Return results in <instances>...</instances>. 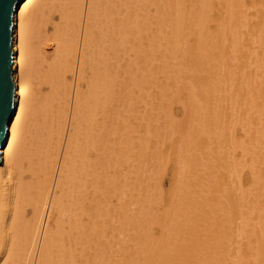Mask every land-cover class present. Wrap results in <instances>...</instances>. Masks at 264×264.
Segmentation results:
<instances>
[{
  "label": "bare ground",
  "instance_id": "bare-ground-1",
  "mask_svg": "<svg viewBox=\"0 0 264 264\" xmlns=\"http://www.w3.org/2000/svg\"><path fill=\"white\" fill-rule=\"evenodd\" d=\"M184 1L22 0L18 4L13 17L12 34L15 113L8 123L5 144L0 149V264H84L85 249L89 248L90 244L95 247V252H99L101 247L107 252L100 251L101 256L110 252L114 241L110 240L109 245L106 244L107 241L103 242L110 228L104 227L107 223L105 218L103 221L100 219L105 213L108 215L111 212L110 208L108 211L106 209L111 204L112 195L120 192L118 195L121 197L127 196L128 199L136 197L138 205L142 203L144 195L142 188L137 195L133 190H128L127 193L124 191L126 187H131L127 185L125 167L131 166L137 189L138 184L141 187L145 182L144 167H141L142 158L135 161L129 156L131 136L128 120L120 121V119L143 117L139 106L150 97L148 94L150 88L156 87L158 90L162 88V83L160 84L159 81L162 73V77L167 73L171 80L180 79L179 72L176 73L179 77L168 73V66L172 63L169 57L172 55L175 58L183 56V62L189 67V70H185L188 69L185 68L186 64H184L185 69L182 63H180L182 65L179 62L177 64L184 69L182 74L185 71L188 73L186 78L189 84H183L182 91L191 88L189 92L193 91V95L188 91L185 93L193 96L195 101L197 100V103L194 101L196 104L203 105L200 108V115L197 116L199 119L204 118L203 123L207 132L201 133L205 135L204 139L201 138L196 142L197 144H194V160L190 162L198 165L197 157L200 156L198 152L201 151L200 149L208 153L209 139V142L217 141L228 134L226 121L232 116L233 109L230 106L232 104L235 106V101H238L235 100L236 92L245 94L240 100L241 107L245 109V118H256L255 136L258 142L264 144V120H262L264 119V84L257 81L258 76L255 77L258 71L256 70L252 78L251 66L247 67L250 61L248 62L244 49H241V55L235 56L234 52L231 50L229 52L227 48L231 44L226 45L214 34V37H211L213 39L210 38L208 43L209 38H204L200 34L206 26L203 28L202 25L214 21L219 23L218 25L215 22V25L220 26L218 28L221 30L216 27L215 29L219 34L221 31V36L222 32H225L224 36L227 34L226 29L230 27H226L234 20L238 21V26L242 25L243 2L226 0L222 3L223 0H220L219 4H216L219 0H214L215 3L210 2L212 0H197L199 2L195 5L198 4L203 8L197 6L200 12H195V9H192L194 5L189 3L191 5L188 7V2L185 4ZM149 4L157 6L156 17H149L145 9ZM213 4H216V10L219 5L223 12L217 11L219 14L216 16L212 10V12L207 10L209 7L213 8ZM259 5L264 14V0ZM186 8L192 10L187 12ZM163 22L169 24L173 22L170 27L175 34L174 37L173 33L169 36V27L167 34L163 33L165 31L164 28L162 29ZM234 23L233 26L236 24ZM151 24L159 25L152 34L149 33ZM191 25H196L193 28L201 25L200 28L202 27L203 30L199 32L197 27L195 33V29H189ZM206 30L208 29L205 28V32ZM188 31H190L189 36L196 38L193 39L194 45L183 44L184 41L189 42L186 35L184 40L181 37ZM208 32L210 31H207V34ZM163 34L169 37L165 35L163 37ZM207 34L205 35L208 37L213 36ZM235 34L232 36L234 37ZM251 35H247L248 38L252 37ZM225 37L222 39H226ZM188 38L192 40V37ZM162 40H166L167 45ZM161 44L166 45L163 49L165 51L161 49L164 47ZM182 50L183 55L177 56ZM166 51H171L169 57L165 54ZM168 52L166 53L169 54ZM168 61H171L169 65H167ZM148 62L151 65L150 70L146 69ZM183 76L182 83L185 78ZM171 80L169 79L168 82ZM168 82H163V85L170 83ZM180 82L175 80L174 87ZM244 86H247L246 90ZM168 89L165 90L170 92L171 89ZM180 89L178 88L179 94L182 96L184 91L180 93ZM171 94L169 98L173 96L172 100L176 101L177 95ZM167 97H165L167 100H165L167 102L165 109L163 108L165 101L162 102L165 98L162 99L160 96L162 100H158L155 111L152 110L154 118L159 117L160 111L167 110L170 105ZM184 97L187 100L189 96ZM240 97L238 95V98ZM240 101L239 105H241ZM225 102L230 106H225L228 105ZM160 103L163 110H160L162 109ZM186 109L190 111L189 108ZM150 113L147 112L146 118L151 116ZM163 113L161 115L167 116V113L166 115ZM190 113L188 117L185 115L186 120L196 116ZM98 118H103V122L99 123ZM196 132L194 134H197ZM157 135L160 136L158 129L154 133L155 140H158ZM214 136L219 138L213 139ZM143 149L142 144L141 151ZM185 152L187 154V151ZM209 152L213 151L209 150ZM216 155L218 156V153ZM217 156H212V161ZM223 158L222 163L221 158V161L220 159L218 161L219 164L221 163L219 166H224L225 169L226 163L230 161H225V157ZM254 161L257 166L253 170L254 173L252 172L254 191L248 193L244 199H242L244 196L238 199L234 192L232 193L233 190L228 188L232 184L225 185L226 181L223 183V178L220 182L211 181L214 184L211 186L208 183L210 187L208 184L206 187L209 189H205L204 193L201 192V189L205 188L202 184L203 180L206 178L205 180L208 181L210 178L207 179V174L211 177L212 171L215 170L212 163L210 165L207 163V177L201 181V178H198L201 174H194L191 176L193 179H190L192 182L188 183L189 186H183L180 180L181 177L185 178V173L180 177L176 175V179L179 177L182 184V186L179 184L181 187H177L181 189L178 191H183L185 187L189 191L188 193L184 189L188 197L184 196V193H181L182 195L180 192H178L180 195L177 193L180 199L184 196L188 200L187 205L183 203L184 200L181 203L186 209L182 205L179 206L178 202L179 207H173V213L170 210L172 215L167 211L166 216L172 217L166 219L168 223L166 222L164 226L167 229L164 227L160 229L161 234L165 232L161 235L164 236L162 238L159 236L160 240L157 238L159 241L157 239L155 241L149 238L148 234V242H152L150 239L154 241L150 245L144 232L148 230H143L146 222L144 220L143 224V217L148 219L143 216L146 215L144 208L141 206L135 215L128 216L127 206L130 202L126 199L125 204L120 207L123 222L126 223L127 231L133 235V244L141 247L139 256L143 258L139 262L140 260L135 259L134 253L128 252L122 264H264V154L258 155ZM214 177H211V180ZM179 180H175L176 185ZM188 184L186 182L185 185ZM225 186L228 189H225ZM220 190L224 191V200L219 195ZM169 202L177 203L172 200ZM245 204L249 205L251 214L255 215L251 217L257 222L252 221V225L245 233L244 228H240L241 234L246 238H243L242 244L234 243L235 247L239 245L238 249L235 248L238 252V254L235 252V255L238 256L234 254L232 255L235 257L231 256L237 257L236 262L231 261L232 258L227 254L231 249L229 247L233 235V220L242 217L241 208ZM148 209L147 211L150 210ZM245 216L246 214L244 219ZM150 217L152 215H149ZM163 223L158 224L163 226ZM170 226L171 231H169ZM93 259L95 260L96 257H92ZM87 260L86 262H90L89 259Z\"/></svg>",
  "mask_w": 264,
  "mask_h": 264
},
{
  "label": "rangeland",
  "instance_id": "rangeland-1",
  "mask_svg": "<svg viewBox=\"0 0 264 264\" xmlns=\"http://www.w3.org/2000/svg\"><path fill=\"white\" fill-rule=\"evenodd\" d=\"M185 1H184L185 4H187V2H188L187 6L189 5V3H192L194 5V7H192V9L194 8L195 9V12H200V8H203V7H200L198 4L195 5V3H198L200 0L198 2H197V0L196 1L195 0H191L192 2L190 0H185ZM213 1L214 0H212L210 2H213ZM216 1H218V0H216ZM216 1H214L213 3H215ZM225 1L226 0H223L222 3L225 2ZM234 1L237 2L238 0H234ZM260 1L261 0H243V1L241 0L240 1V2H243L242 6L244 5L243 6L244 8L241 6V8H242L241 10L244 11V13H243L244 15L242 14V21H243V23H242V25H239L238 26V23H237L238 21L235 22V20H234V22L237 25L234 22H232L231 23L232 25L230 24V26L227 25L228 27H226V28H229L230 27V29L233 32L232 31L230 32V29H226V31L228 30L230 32V33H228V31H227V34L225 35L226 37L223 35V34H225V32H222V36H221V31H220V34H219V32H217V30L215 29V27L217 29H219L218 27H220V26H216L217 24L215 25V22L218 23L217 21L211 22L212 24L209 23V24H211V26L209 24L207 25L206 23L204 25H202V27L205 26V25L208 26V27L205 26V28H207L208 30H206V32H205V28L203 27L204 28V31H203V33H200V34L204 38H209L208 43L210 42L211 39H213L211 37H214V35H216L215 37L218 36L222 41H224V43H226V45L231 44L232 46L229 45V47L227 46V48H228L229 52H231V51L234 52L235 56L241 55V49H244L246 51V53H247V56H248L247 60H248V62L250 61L249 63H247V65L249 64V66H247V67H250L251 66V70H250V68H248V70L251 71V74H252L251 77L253 76V74L257 70L258 72L255 73V77L258 76L257 77V81H260L259 83H263L264 84V40H263L264 39V35H263V33H264L263 32L264 31V29H263L264 28V25H263L264 24V14H262V11L263 10L261 8V5H259V4L262 3L263 0L261 1V3H260ZM219 2H220V0L218 1V3L216 2V4H219ZM190 5L188 7H190ZM215 5H214L213 8H210L209 7L210 9L208 8L207 10H210V11L212 10L213 13H214V15L216 14V16H217V14H219L221 10H220L219 5L217 6V10H216L215 9V7H216ZM197 6L200 7V8H197ZM156 7H157L156 5L155 6H152V4L151 5L149 4L145 8L146 11H147V13H148V15H149V17L151 16V18H152V17H156L158 15V13H157L158 10H157ZM186 9H187V12H190L192 10L190 8L189 9L186 8ZM213 9L216 10V11H214ZM217 11H219V13H217ZM221 12H223V11H221ZM221 16H223V15H221ZM243 18H244V20H243ZM257 20H258V23H257ZM260 21L262 22V24H260L261 23ZM171 23H173V22H170V24L168 22H163L164 26L162 27V29L163 28L165 29V31L163 33H166V32H168L170 30L168 32L169 36L173 33L171 31L172 28L170 27L172 25ZM233 23L235 24L234 26H233ZM239 23H241V22H239ZM218 25H219V23H218ZM193 26H196V25H193ZM193 26L191 25L190 28L189 27H187V28H189V29H195V28L198 29L199 28L197 30L199 32H200V30L201 31L203 30L202 27L200 28L201 25L200 26L197 25L198 28L197 27L193 28ZM253 26H255V27H253ZM158 27H159V25L156 26V24H151L150 25L151 31H149V33L150 34L154 33ZM168 27L170 28L169 30H168ZM234 28H235V31H234ZM159 29H161V28H159ZM196 29H195V33H197ZM214 29H215V31H214ZM260 29H261V32H260ZM219 30H221V29H219ZM255 30H256V32H255ZM258 30H259L260 33L257 32ZM207 31H210V32H208L209 35H213V34L214 35L213 36H209V37L206 36L205 34H207ZM235 32H236V34H235ZM185 33H184V35L181 36L182 37V40H184L183 38H185L184 36L186 35V38H187V40H189V42H186V41H184V42L181 41V42H183V44H185V45L188 44V43L189 44H191V43L193 44L194 43V40L193 39H196V38H193V36H189L188 33H190V31H188L186 34ZM233 33L235 34L234 37L232 36V35H234ZM247 33H249V34H247ZM256 33L258 35H256ZM150 34H148V35L150 36ZM166 34H163V37H164V35H165V37H169ZM228 34L231 35V36H229ZM247 35H251L252 37L249 36L250 38H248ZM174 36H175V34L173 35V37ZM188 37H192V40H191V38L189 39ZM222 37H225L226 39H224V38L222 39ZM238 38H240V40H238ZM234 39H236V40L234 41ZM166 40H162V42L165 41L164 43L167 45L166 42L168 40H170V39H168L167 41ZM225 40H228V41L225 42ZM231 40L233 41L232 43H231ZM237 40H238V42H237ZM261 40H263V41L261 42ZM239 41H241V42H239ZM245 41H247V42H245ZM205 43H207V42H205ZM163 44H161V45H163ZM165 46L162 47L161 49L163 50L164 48H166ZM230 47H231V49H229ZM232 47H233V49H232ZM242 47H245V48H242ZM235 48H236V50L237 49L238 50L236 51ZM169 50L173 51L172 49H169ZM163 51H165V50H163ZM171 51H169V52H171ZM166 52H168V51H166ZM166 52H165V54L168 55L167 57H169L170 53L168 52L169 54H167ZM182 52H183V50L180 51V53L177 54V56H180V54H182ZM236 53H237V55H236ZM131 57H133L132 54H131ZM170 57H169V59L172 61V63L170 64L171 61H168L167 65L170 64L172 68L170 67V65L168 66L169 67L168 68V73H170L171 76H174V74H175V77H177V76L179 77V75H181L179 77L180 79H178V78L176 79V78H173L172 77L173 79L171 80V77L169 78L170 75H167V73H165L164 74V77H162L163 76V73H162V76H159V81H160V84L162 83V88L160 90H158V88H156V87L150 88L148 90V94H149L150 97H147L146 100H145V102L142 103V104H140V106H139V111H140L141 115H143V117L141 118V116H138V118H121L120 119V121H122V120H128L127 124H128V127H129L130 136H131L130 137L131 141H130L129 156H130L131 159H133L135 161H137L139 158H142L141 159L142 160L141 167L142 166L144 167V177H145L144 178V181L145 182L142 184L143 186L140 187V184H138V189H137V184L135 183L136 180H135V176L133 175L132 168H131V166H126L125 167L126 168V171H125L126 173L124 172V174H127V178H128L127 185H129V186L131 185V187L130 188L129 187H126V189L124 191H126V193H127L128 190H133L134 194L137 195L140 192L141 188H142L144 195L142 196V201L141 202L142 203H145V204L142 205V203H141L140 205H138L137 204L138 200L136 199V197H129V199H128L127 196H122V197L119 196L120 195L119 194L120 192L117 193V194L116 193L113 194L112 195L113 198L111 200V204H110V206L108 205V208L106 209V211H108L109 208L111 209V212L109 213L110 215L108 214L109 215L108 216L105 213L104 216L105 215L106 216L105 217L103 216L100 219V221H103V219L105 218V220L107 221V223H106V226H104V227H109L110 228V229H108V231H107L108 234L106 235L107 237L104 239L103 242L106 243V241H107L106 244L109 245L111 243L110 240L111 241H114L113 242L114 244L112 246V249L110 250V252L107 255H104V256L102 255L101 256V252L102 253L103 252L107 253V252L105 250L103 251L102 247L99 249L101 252L100 251L99 252H97V251L95 252L94 251L95 250V247H93V245L90 244V246H89L90 249L89 248L85 249V253H84L85 254V258H84V262L85 263L84 264H88L90 262L93 263V260L94 259L92 260V257H96V259L94 260V263L93 264H122L124 262V260H125V255L128 252L134 253L135 259H138V261L140 260L139 262H141V260L143 258V257L140 258V256H139V250L141 249V247L139 245H137V244H133V241H132L133 235H132L131 232L127 231L128 228L126 227V223L123 222L124 220H123L122 215H121L122 211H121L120 207H121V205H124L125 204L126 199H128V201L130 202V205L127 206V208H128V216L135 215L136 212L139 210V208L141 206L144 208V212H146V215L143 214V216H146V218H148V219H145L143 217V224H144L145 221H146L145 222V225L147 223L148 224L146 226L147 228H145V225H143V230H148L147 231L148 233L146 231H144L145 234H146V237L149 234L150 237H149V235H148V237L149 238H152V239H154L156 241L157 238L159 239V236H161L163 233H165V232H162V234H161L160 229L162 230L161 227H164L165 228L164 224L166 222L168 223V220H166V219L172 215V213L174 211V208L173 207H176L177 208L180 205H182V207H185V209H186V206L184 204H181V203H182L183 200H184L183 203H186V202L188 203V200L185 199V197H184V196L188 197V194H186L187 192H184V189H185V191H188V188L185 187L184 189H182L183 191L180 192L178 190H181V189H177V187L179 186V184L182 186L181 183H183V186H189V184L192 182V180L190 181V179H193L191 176H193L194 174L195 175L201 174L200 176L198 175V178H201V181L204 179V177H207V175H208L207 179L210 178L209 179L210 181L209 180L206 181L205 180L206 178L203 180L204 183L202 182V184H204L203 186L205 188L201 189L202 190L201 191L202 193L205 192V189L206 190L209 189V188L207 189V187H206L208 183L211 185L212 184L211 181L212 182H214V181L215 182L216 181L220 182V179H222V178H223L222 179L223 180V183H224V181H226V183H227V184L225 183V185L228 186V185L232 184L231 186H228V188H229V190H233L232 193L234 192L233 194H235L238 199L242 198L243 196L244 197L242 199H244L246 196H248V193L254 191V184H253V173H254V171L253 170L255 169V167H257L254 160L257 158L258 155H261V153L264 154V144L261 143V142H258L257 139H256V136H255V129H256V126H257V123L255 122V119L256 118H245V116H246L245 109H243V107H241L242 106V103H241L242 101H240L242 99V95H245V94H241L240 92L238 94L236 92L237 96L235 97L236 98L235 100H238V101H235V106L233 104L230 106V104L228 102H225V104H228V105H225V104L224 105L225 106H228V107L230 106V108H232L233 111H234V112L231 111L232 113L230 112L232 114V116L230 114L231 117L227 118V121H226L227 124L225 122V124L227 126V131H228L227 133L228 134L225 137H221V138L218 137L219 140H217L218 139L217 136H216V138L214 136L213 139H216L217 141L211 140L209 142V140H210L209 139L208 140V144H209L210 148L208 149V153H207L206 150L200 149L201 151H198V152H200L199 153L200 154V156H199L200 158L197 157V160L199 162H198V165H195V163L190 162V161H193L194 160L195 151L193 150V146H195L194 144H197L196 142L199 141V140H201V138L204 139V137H205L204 134H206V132H207V131H205V127H204V123H203V119L204 118L203 119H199L198 118L199 116H197V115H200V111H201L200 108L203 105H199L200 103L196 104L197 103L196 102L197 100L195 101L194 97L191 96V95H189L190 93H192V95H193V91L192 92H189V90H192L191 88H189V90L188 89L186 90V91H188L189 94L185 93L186 92L185 90H183L184 92L182 91V87H184L185 84H189V81H187V78H186L187 77V74H188L187 71H185V73L182 74L184 72V69L185 68H188V69H185V70H189V67H188L187 63L186 62L185 63L183 62V59H182L183 56H182V58L181 57L175 58L172 55L171 58H174V60H172ZM175 60H178V61H175ZM178 62H179V64L180 63L183 64V65L180 64V65H182L183 68L186 65L187 66L183 69L181 66H177ZM184 64H186V65L184 66ZM162 66H164V65L162 64ZM146 69L147 70H150L151 69L150 62L147 63V68ZM175 69H176V71H175ZM178 72L180 73L179 75L176 74ZM182 76L186 78V79L185 78L183 79V82L184 83H182V81H181L182 80L181 79ZM165 78L166 79L169 78L171 80V82L172 81L173 82L171 83L169 81L170 82L169 83L168 82L169 79L168 80H165ZM175 80L176 81L178 80L179 82L181 81L179 84H181L182 86L181 85L179 86V84H178V85H176V87L177 86H179V87H177V88L174 87V85L176 84V83H174ZM165 81H167L169 84H167V83L165 84L164 83L165 85H163V82H165ZM186 82H188V83H186ZM171 84H173V85L171 86ZM166 85L167 86L170 85V86L166 87ZM164 86H165V89H167V88L171 89L170 92L167 91V90H165V89H163ZM180 87H181V89H180ZM178 88L180 89V93H181V91L183 92L182 93L183 94L182 96L179 94ZM246 88H247V86H244V89L245 90H246ZM245 90H243V92H245ZM173 91H174V93H173ZM171 93H173L174 96H175V94L177 95V97L175 96V98H176L175 100L176 101H173L172 100V99H174V98H172L173 96H170L171 99L169 98V95ZM173 94H171V95H173ZM238 95H240L241 97L238 98ZM160 96H161L162 99H163V97L165 98L166 96H168L167 99H168V102H170V105H168L167 110H165L166 109V106L165 105L167 104V102H166L167 100H166V98L163 99V100L160 99ZM184 96H189L188 97L189 99L187 98V100H186V98ZM183 97L185 98L186 101L183 99ZM191 97H192V99H194L192 102H194V101L196 102V103L194 102L195 104L193 103L194 105L192 104V102H190L192 100V99H190ZM177 98H179V100ZM158 100H162V102L166 100L165 102H163L164 104L162 103L163 104V108L165 107V109H164L165 111H160L159 113L162 114V112H164L163 114H165V115L167 113V116H164V115H161L160 114L158 118H154V116L152 114V110L155 111V105L158 103ZM239 101H240V104L241 105H239ZM186 102H190V103L188 104ZM197 105H199L200 107L198 108ZM161 106L162 105L160 103V107ZM186 107L189 108L190 111H187ZM163 108L160 109V110H163ZM192 109L194 111L195 110L196 111L194 112ZM186 111H187V113H185ZM197 111H199V112H197ZM147 112L148 113L151 112L150 113L151 116L148 117V118H146ZM189 113L190 114H193V115L196 114V116L194 118H188L186 120V118L188 117L187 115ZM167 117H170V118H167ZM249 117H250V114H249ZM191 119L194 120V121H192ZM262 120H264V119H262ZM98 122L99 123H102L103 122V118H98ZM182 127H184V128H182ZM194 128L196 130H198V131L197 132H196V130L194 131ZM157 129H158V134L160 136L157 135L158 140H155L154 133H155V130H157ZM195 132L197 134H194ZM191 133H192V135H191ZM201 133H204V134H201ZM228 135H229V137H227ZM142 144L144 145L143 151H141V145ZM178 149H180V150L178 151ZM209 150L210 151H213V152H209ZM185 151H187V154H186ZM177 153H178V156H177ZM210 153H212V154H210ZM217 153H218V156L216 155ZM182 155L183 156L186 155V156L183 157ZM215 155L217 156V158H215L214 161H212L211 158H212V156L213 157H216ZM187 157H188L189 161H188ZM189 157H191L192 159H190ZM223 157H225V161H227V160L230 161L229 163L228 162L226 163L228 167L226 166L225 169L223 168L224 166H219L223 162V160H224ZM226 157H227V159H226ZM184 158H186L187 160L184 159ZM220 158L222 159V161H221ZM182 159H183V161H182ZM219 159L221 161L220 164H219V161H218ZM135 161H134V164L136 163ZM207 163L209 165L211 163L214 165V169L215 170L212 169L213 170L212 171L213 173H212L211 177H214L215 176L214 177V179L216 178L215 180L214 179L211 180V177H209L210 174H207L206 175V173H208V170L206 168L207 165H208ZM183 167H185V168H183ZM179 168H180V170H179ZM205 168H206V170H205ZM217 168H220V169L217 170ZM182 169H183V171L181 172ZM177 171H179V173H177ZM215 171H219V172H215ZM203 172L205 173V175H204ZM134 173H135V171H134ZM183 174H184L185 178H182L181 177V179H180L179 177L182 176ZM176 175L179 176V177H177V179H176ZM220 176H222V177H220ZM226 176H227V178H226ZM178 178L180 180H182V182ZM186 178H188L189 180L186 179ZM175 180L176 181L179 180V182H178L177 185L175 184V182H176ZM189 181H190V183H189ZM186 182H187V184L188 183L189 184L188 185H185ZM209 184H208V186L210 187ZM181 186H179V187H181ZM227 186H225V189L227 188ZM135 189H136V191H135ZM121 190H122V188L120 189V191ZM178 192H180V194L181 193H184L183 194L184 196H182L181 199L179 198V195L180 194ZM223 192L224 191H221V190L219 192V195H220V197L222 199H223V196H224L223 195L224 194ZM130 193L131 192L129 191V194ZM172 193H174V194L172 195ZM188 193H189V191H188ZM121 198H122V200H121ZM144 198H145V200H144ZM175 198L176 199L178 198V199L176 200ZM222 199H221V202H220V205L221 206L223 204L222 203L223 202ZM170 200H172V202H177V203H171V202H169ZM179 200H181V201H179ZM178 202L180 203L179 206H178ZM187 203H186V205H187ZM170 204H172V206ZM175 204H177V206ZM168 206H170L171 209H170V207L168 208ZM145 209H146V211H145ZM147 209L149 211H147ZM170 210H171L172 213L170 212ZM241 210H242L241 211L242 214L241 213L240 214L242 215L243 218L242 217H239L240 215L238 217L239 218H242V220L241 219L239 220V218L238 219L236 218L235 220H233L234 221V223L232 224V227L234 226L233 227V235H232L231 240H230L231 241V243H230L231 247H229L231 249H229L230 252L227 254L228 257L230 256L229 258H232L231 256H234L235 255L236 249H238V247H239V245H237L235 247V244H242L243 243L242 241H243L244 235L241 234L240 228H242V229L244 228V230H245L244 233H245L246 231L249 230L250 226L252 225L251 222L252 221H256V220H254V217H251V215H252L251 214V208L249 207L248 204L247 205L245 204L241 208ZM167 211H168V214L171 213L170 216H166ZM247 211H249L250 214H247V213H249ZM245 214H246L247 217L245 216V219H244V215ZM149 215L150 216L152 215V217L149 218ZM112 216H113V220H112ZM252 216H255V215L253 214ZM152 218L154 219L153 221H152ZM250 219H253V220H250ZM243 220H246V221L248 220L247 221V224L248 225L245 224L246 221H243ZM157 222L158 223L159 222L160 223L164 222L163 223V226H161ZM236 222H237V224H236ZM241 223H243V224L239 226L238 224H241ZM165 229H167V228H165ZM171 229H172V227L169 228V231H171ZM235 230H237V231H235ZM163 231H167V230H164L163 229ZM234 231L237 234L234 233ZM236 235H237V237H236ZM242 235H243V237H242ZM110 236H112V237H110ZM163 236H161V238ZM238 236L240 237L241 242H240V239H239ZM148 237H147V242H148ZM235 238L236 239L238 238L237 241H239V242H237L235 240H234L235 241L234 242L233 239H235ZM152 239H150L152 242H148L149 245H150V243H153L154 242ZM146 246H147V243H146ZM147 248L148 247H146V249ZM234 249H235V251H234ZM232 254H234V255H232ZM236 254H238V252H236ZM138 256H139V258H137ZM235 256H238V255H235ZM234 257L232 258V260L229 259V258H228V260H231V261L234 260V261L237 262V260H238L237 257L236 258H234ZM87 259H89L90 262H86V261H88ZM135 261L136 260H134V262Z\"/></svg>",
  "mask_w": 264,
  "mask_h": 264
},
{
  "label": "water",
  "instance_id": "water-1",
  "mask_svg": "<svg viewBox=\"0 0 264 264\" xmlns=\"http://www.w3.org/2000/svg\"><path fill=\"white\" fill-rule=\"evenodd\" d=\"M22 0H0V149L3 148L8 123L14 117L15 84L13 82V17ZM1 164V154H0Z\"/></svg>",
  "mask_w": 264,
  "mask_h": 264
}]
</instances>
